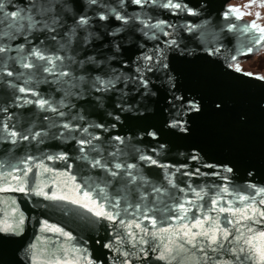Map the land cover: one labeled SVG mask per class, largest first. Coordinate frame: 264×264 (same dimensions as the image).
I'll return each instance as SVG.
<instances>
[{"label":"snow or ice","instance_id":"obj_1","mask_svg":"<svg viewBox=\"0 0 264 264\" xmlns=\"http://www.w3.org/2000/svg\"><path fill=\"white\" fill-rule=\"evenodd\" d=\"M206 7L203 0H0V85L11 100V104L8 100L0 103V113L8 112L12 105L35 106L43 113L39 117L33 113V119L19 131L15 123L9 126L0 118V134L8 135L6 141L0 142L15 145L31 140L55 148L75 141L79 156L73 158L82 161L87 171L72 189L74 194H49L42 188L35 194L76 205L61 210L89 224L104 220L114 225L118 222L127 229L120 234V242L125 238L132 241L136 252H121L123 264H132L129 257L137 253L147 259L149 252L160 247L155 243L143 247L149 244V238L155 241L157 232L169 231L179 232L176 250L184 251L185 245H190L201 253L203 264H264V187L246 185L252 194L239 198L242 203L248 202L243 208L217 207L221 199L209 197L210 207L205 212L203 204L191 199L176 200L171 189H185L176 184L175 173L220 176L224 180L227 177L223 173H233L234 167L225 162L204 165L211 172L201 173L199 167L182 172L181 168L188 167L184 164L168 174L166 184L149 179L141 167V162H146L144 167L156 165L153 156L168 146L164 138L189 134L191 117L202 111L200 99L183 90L174 65L191 55L181 32L190 34V39L197 40L209 56L219 51L206 48L207 37L214 34L200 31L203 25L199 20L188 19L200 18ZM236 11L229 9L223 18L228 19ZM172 17L176 21H171ZM235 27L231 24L227 30ZM251 27L264 34V28L255 22ZM161 35L166 39L161 41ZM42 84L46 85V96L39 90ZM215 107L219 109L220 103L216 102ZM36 119L40 121L39 130ZM8 151L11 149H5V153ZM188 152V159H200L194 146ZM46 158L67 162L69 156L61 151ZM9 167L22 174L16 176L10 171L3 179L11 177L23 185L31 169L11 164ZM247 174L251 176V170ZM72 179L75 181V177ZM187 188L201 200L207 195L203 188L195 191L190 184ZM0 190L23 192L25 187ZM218 191L228 189L225 186ZM210 212L226 213L233 219L225 215L222 225L219 217L207 214ZM169 213L174 215L166 217ZM157 215L161 223L165 218L191 223L150 232L143 221L148 220L155 228ZM23 222L21 215L15 225H6L0 232L15 233ZM44 223L47 230L73 239L62 228ZM104 246L112 247L108 243ZM173 252V247L164 245L156 258L168 259ZM211 253H224L228 259Z\"/></svg>","mask_w":264,"mask_h":264},{"label":"water","instance_id":"obj_2","mask_svg":"<svg viewBox=\"0 0 264 264\" xmlns=\"http://www.w3.org/2000/svg\"><path fill=\"white\" fill-rule=\"evenodd\" d=\"M230 1L203 0L207 7L201 13V17L188 18L191 22L199 20L203 25L200 31L214 34L207 37L209 43L206 45L209 50L219 49L214 55L209 56L206 50L198 46L197 40L190 39V34L181 32L184 42L189 44L191 55L177 61L174 66L180 73L183 90L195 94L202 104V111L191 117L190 133L183 138L166 136L164 139L168 141V146L158 155L153 156L157 160L156 165L144 167L146 162H141L145 175L158 184H166L168 174L175 172L177 167L184 164L188 167L181 168L182 172H190L197 167L201 173L211 172L212 169L204 165H218L225 162L228 166L234 167L233 173H223L227 177L224 180L220 176L189 177L182 176L181 172L175 173L176 184L185 189L184 192L171 189L176 200L191 199L195 204H203L205 212L210 207L209 197L221 199L217 207L243 208L248 202L242 203L239 198L252 194V189L247 188L246 185L255 184L257 187H264V79L237 70L230 65L232 61L253 57L263 46L264 36L257 28H252L248 20L239 17L235 12L228 19L223 18V14L230 9L228 6ZM170 20L176 21V18L172 17ZM179 23L182 24L184 21L180 20ZM231 24H235L236 27L228 31L227 28ZM159 39L163 41L166 37L161 35ZM3 87L0 85V103L8 100L11 104L10 98L3 92ZM45 88L46 85L39 86V90L46 96ZM216 102L221 105L219 109L215 107ZM33 113L36 117L43 115L35 109V106L19 108L12 105L8 107V112L0 113V118L9 126L15 123L16 130L19 131L33 119ZM9 115H11L10 120ZM49 115L54 114L49 113ZM34 122L37 125L36 130H39L40 121L36 119ZM125 130L119 129L121 132ZM0 139L6 141L7 132L0 134ZM193 146L198 150L199 160L188 159V150ZM5 149L11 151L5 153ZM61 151L67 152L69 156L67 162L46 158L49 154L55 155ZM146 154L153 155L150 151H146ZM78 156L75 141L55 148H50L47 143L38 144L31 140L18 142L15 145L0 142V164L4 165L0 168V189L25 187L23 192L0 190V228L15 225L21 215L24 219L17 232H0V264H56V261H60L61 264L65 262L123 264L124 257L121 252H136V249L131 247L132 241L125 238L123 243L120 242V234L125 233L127 229L118 226V222L114 225L109 221L101 220L99 223L89 224L61 210L63 207L76 208V205L50 201L35 194L42 188L49 194L73 195L72 189L75 184L80 183L81 175L87 171L82 161L73 158ZM30 157L32 159H29ZM26 160L28 162L24 163ZM9 164L31 169L24 176L23 185H19V182L11 177L7 181L3 179L10 171L16 176L22 174L15 168H10ZM249 170L252 172L251 176L247 174ZM72 177H75V181ZM189 184L195 191L204 189L207 195H204L203 200L194 192L188 191ZM225 186L227 192L218 191ZM259 199L260 197L257 196V203ZM207 214L213 218L219 217L222 225L223 217L228 215L218 212ZM149 215L151 216V213ZM173 215L169 213L166 217ZM192 215L193 213L190 212L189 216ZM228 218L233 219L230 215ZM156 219L155 228L148 220L143 221L150 232H157L158 228L178 229L182 223H191L189 220L179 221L175 218H165L161 223L159 215ZM45 221L53 228H62L70 233L73 239L47 230ZM133 231L138 230L133 229ZM178 235L179 232L175 234L172 231L157 232L158 239L153 241L149 238V244L143 246L148 248L154 243L159 244L160 247L155 252H149L147 259H143V254L140 253L130 256L129 259L132 264H203L201 253L191 249L190 245H185L184 251L176 250V244L179 243L176 240ZM106 243L111 244L112 247H105ZM164 245L173 247L174 252L168 259H157ZM139 247L141 246L137 245V248ZM211 255L228 259L224 253H211ZM165 256L167 257L168 254L165 253Z\"/></svg>","mask_w":264,"mask_h":264},{"label":"rangeland","instance_id":"obj_3","mask_svg":"<svg viewBox=\"0 0 264 264\" xmlns=\"http://www.w3.org/2000/svg\"><path fill=\"white\" fill-rule=\"evenodd\" d=\"M251 1L252 0H233L232 2H230L228 6L230 7V9L242 10V8L249 6ZM257 1H258L259 15L261 14L262 16H264V0H257ZM243 13L244 15L249 16L251 20L256 21L254 13H247L246 11ZM251 20L250 22L251 24H253L252 23L253 21ZM259 25H261V23ZM230 65L235 69L242 68L246 71H249V73H253L255 75H262L264 77V45L259 50H257V52L253 57L248 59L232 61Z\"/></svg>","mask_w":264,"mask_h":264},{"label":"trees","instance_id":"obj_4","mask_svg":"<svg viewBox=\"0 0 264 264\" xmlns=\"http://www.w3.org/2000/svg\"><path fill=\"white\" fill-rule=\"evenodd\" d=\"M232 1L233 0H231L230 2H232ZM230 2H229V4H230ZM237 10H238V11H236L237 13L236 12L235 13L243 19H248L249 22H250L251 18H249V16L244 15L243 12L246 11L247 13H254L256 21H254V20H251V21L255 22V24L258 25L260 28L264 27V16H262L261 14L259 15L258 1L257 0H252L251 3L249 4V6L242 8V10H239V9H237ZM260 23H261V25H259ZM262 24H263V26H262Z\"/></svg>","mask_w":264,"mask_h":264},{"label":"flooded vegetation","instance_id":"obj_5","mask_svg":"<svg viewBox=\"0 0 264 264\" xmlns=\"http://www.w3.org/2000/svg\"><path fill=\"white\" fill-rule=\"evenodd\" d=\"M263 36H264V34H262ZM264 45V44H263ZM237 69V68H236ZM239 70H241V71H245V72H248L249 73V71H246V70H244V69H242V68H238ZM251 74H253V73H251ZM253 75H255V74H253ZM255 76H258V77H263L262 75H255Z\"/></svg>","mask_w":264,"mask_h":264}]
</instances>
